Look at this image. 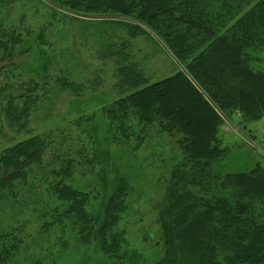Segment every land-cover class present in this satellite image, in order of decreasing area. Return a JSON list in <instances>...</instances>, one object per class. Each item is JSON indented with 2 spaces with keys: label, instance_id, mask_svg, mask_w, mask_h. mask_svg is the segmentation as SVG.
<instances>
[{
  "label": "trees",
  "instance_id": "1",
  "mask_svg": "<svg viewBox=\"0 0 264 264\" xmlns=\"http://www.w3.org/2000/svg\"><path fill=\"white\" fill-rule=\"evenodd\" d=\"M82 14L114 20L89 24ZM82 27L94 30L88 37L99 40L102 62L113 61L116 95L106 104L94 91L99 74L89 78L91 93L75 74L86 71ZM137 37L168 49L175 74L150 80L128 51ZM262 51L264 0H0V72L21 82H0V205L13 206L23 185V204L33 203L48 236L20 263L21 229L0 223V264H58L50 244L65 248L70 233L96 247L103 264L145 262L121 225L136 182L115 167L120 158L131 173L153 165L163 173L161 241L150 264H264V165L231 154L219 137L234 115L264 120V73L249 68V53ZM62 93L61 119L39 114ZM149 128L173 145L170 166H158L166 160L160 140L150 160L140 157Z\"/></svg>",
  "mask_w": 264,
  "mask_h": 264
},
{
  "label": "rangeland",
  "instance_id": "2",
  "mask_svg": "<svg viewBox=\"0 0 264 264\" xmlns=\"http://www.w3.org/2000/svg\"><path fill=\"white\" fill-rule=\"evenodd\" d=\"M45 2V1H44ZM84 19V22H87L89 24L95 23L97 21L101 22L103 20H114V18L111 17H101L97 16L96 14H82L81 16ZM113 26V25H112ZM69 27V26H68ZM67 27V29H68ZM85 27V26H84ZM87 28V26L85 27ZM109 30L107 31H116L115 28L107 27ZM83 29V27H82ZM76 28L75 30H71L76 34L79 33ZM70 35L72 34L71 32ZM73 33V34H74ZM94 30H86L83 29V41L84 45L78 44V50L81 54L80 57H85L84 60H80V66L84 67L86 65V71L82 72L78 66L76 77H80L78 79L82 85L85 84L86 88L89 86L90 80H95L96 76L99 74L102 77L101 83L99 86H97L94 91H103L104 97L103 99L99 100L98 98H94L93 100L89 101V105L97 103L99 100V103H108L112 101L113 97L116 95L115 91L113 90L112 84H113V75L111 73V70L109 69L110 66H112L111 60H106L105 62H102V58L99 57V54L97 53L100 47L99 40L95 38L92 39V37H88L91 34H94ZM74 34V35H75ZM87 36V38H86ZM77 38V37H76ZM78 40V39H77ZM108 42V39H107ZM131 44V48L128 49L130 53L134 54L135 58L137 60H142V67L145 70V74L149 77L150 80H154L162 77L168 78V76H171L172 74H175L177 68L176 61L173 60L172 56L170 55L168 49H166L163 46L154 44L153 42H150L149 40L145 39L144 37H137ZM97 51V52H96ZM85 53V54H83ZM101 55V54H100ZM251 61L249 63V68L253 69L254 71L264 73V51L262 52H251L249 53ZM79 57V58H80ZM97 63L98 65L94 64ZM97 68V72H94ZM101 68H107L106 72L99 71ZM106 70V69H105ZM91 71V72H90ZM7 72H0V82L3 83L5 79L9 80V83H12V85H17L21 83L20 81L9 79L10 76H6ZM87 76V77H85ZM85 77V78H84ZM91 78V79H89ZM99 79V78H98ZM101 79V78H100ZM17 82V83H16ZM25 82V81H24ZM1 83V84H2ZM10 85V87H12ZM13 86V87H14ZM88 90V88H87ZM90 92V90H88ZM91 93V92H90ZM66 94H60V96H57V101L50 103V105L45 104L43 106L42 111L39 112L42 116H45L50 119L51 116L53 118H62L63 113L65 111V106L61 109L62 104V97H64ZM102 101V102H101ZM55 103V104H54ZM52 105L53 108H52ZM89 108V107H87ZM44 116V117H45ZM223 125L219 127L220 134L219 137L223 142V146L228 147L230 149V153L233 155H238L240 152H245L248 154L249 158L255 162V160H259L264 165V120H258L251 123H245L242 122L240 118H237L236 115L232 116L231 120H225L222 122ZM70 123H68L69 125ZM246 124V126H245ZM70 127L68 129H72L74 132V138L73 140L78 141L77 136H81L80 131H77L76 125H69ZM151 128V127H150ZM148 133L150 134L149 139H147L145 145L146 147H142L139 151L140 157L145 158L146 161L150 160V155L155 151L156 145L158 144L157 141L161 142V145H163L162 153L166 160L163 161V163H160L158 166L167 163L168 166L172 164V157L173 154V145L170 144L166 137H161V135L158 136L157 132L153 129H150ZM77 135V136H76ZM83 143L87 140L86 136H81ZM57 138V137H56ZM54 137L55 140H58ZM252 138V140L250 139ZM77 139V140H76ZM69 146V145H68ZM74 148H76V144L73 145ZM75 150L73 149L72 153H74ZM121 154H118L120 156ZM78 157V156H77ZM119 158V157H118ZM142 165V163L140 164ZM119 170H121V173H125V170L128 171V174L133 175L135 184V190L133 191L132 199H131V207L126 214L123 216V221L121 223L122 229L127 233V239L131 245V249H137L143 258H145L144 261H140L139 264H150L152 263L153 259H156V246L157 243L161 241L160 236V230L158 226L156 225V216H155V205H157V201H161L163 197V193L165 194V186L164 181L160 180V177H163V173L160 174L161 169H157L156 166H151L148 169H140L136 168L133 170V173L130 171V164L125 160V162L120 158L118 162L116 163V166ZM129 167L128 169H126ZM132 169V168H131ZM159 172V173H157ZM110 175V174H109ZM114 172L111 173L109 176V180L111 178H114ZM84 179H88V176L81 177ZM78 176L76 179L79 182H84L81 180ZM164 178V177H163ZM156 179V183H155ZM89 180V179H88ZM87 180V182H88ZM78 182V183H79ZM91 183V181L89 180ZM80 185V184H79ZM23 186V185H22ZM20 187V196L18 197L19 200L15 202L13 206L8 205H0V223L1 228L7 231H12L15 229L12 226L17 227L16 229L20 230L19 234H17V237L19 240H21V248H20V254H19V260L21 261L28 260L32 258L33 256H37L39 253V250L43 248L44 243L48 240L46 237L48 236H42L40 232V224L41 221H39V217L36 214V211L33 209L34 207H31L32 204L25 207V204H23L24 198H22V193L24 191V187ZM37 192L40 194H44V189L37 188ZM130 206V205H129ZM31 207V208H30ZM4 219V220H3ZM10 222H12V226L10 225ZM8 223V225H7ZM28 225V226H27ZM23 227H27V230H24ZM15 229L16 233L17 230ZM55 229L49 232V237H52L53 239L56 238V234L54 232ZM27 233L31 235H27ZM38 238V239H37ZM144 238L147 239L148 242H144ZM32 240H35L33 243L37 245L36 248H34L32 251L31 249V242ZM66 240L68 244L63 248V246L57 244V248L50 244V252H55L53 256H58L57 263L58 264H101L100 262L101 257L103 261V256L98 252L96 247L90 246L85 247L83 245H79L75 241V237L70 233V237L67 236ZM47 245V243H46ZM45 247V246H44ZM43 251V250H42ZM41 251V252H42ZM44 253L41 255L43 256ZM101 256V257H100ZM145 256V257H144ZM103 264V263H102Z\"/></svg>",
  "mask_w": 264,
  "mask_h": 264
}]
</instances>
